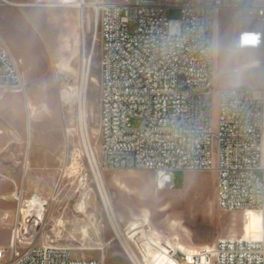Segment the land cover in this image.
Listing matches in <instances>:
<instances>
[{
  "label": "rangeland",
  "instance_id": "374dc122",
  "mask_svg": "<svg viewBox=\"0 0 264 264\" xmlns=\"http://www.w3.org/2000/svg\"><path fill=\"white\" fill-rule=\"evenodd\" d=\"M39 1L37 6L16 7L0 0V35L20 61L25 82V94L0 89V247H8L1 243L6 235L11 239L15 197L45 202L38 243L64 245L76 257L102 258L104 264H135L113 225L135 252L137 240L148 245L145 233L186 249L227 237L260 239V211L219 209L213 170L177 171L170 187L158 189L151 171L101 166V45L95 37V13L91 7H63L60 0ZM168 17L178 19L179 9H170ZM238 26L237 14H218L213 32L214 128L216 90L244 86L261 91L262 53L235 49L231 37ZM140 123L130 120L133 127ZM98 181L114 214L104 206Z\"/></svg>",
  "mask_w": 264,
  "mask_h": 264
},
{
  "label": "built area",
  "instance_id": "2783aa9c",
  "mask_svg": "<svg viewBox=\"0 0 264 264\" xmlns=\"http://www.w3.org/2000/svg\"><path fill=\"white\" fill-rule=\"evenodd\" d=\"M61 2L70 8L82 2L78 8L95 13L101 166L151 171L158 189L170 187L177 171L213 170L219 209L264 214V0ZM172 8L179 9L178 19L168 17ZM221 11L237 14L235 49L262 53L263 77L260 92L244 86L216 90L214 128L213 32ZM20 66L0 35V89L25 94ZM131 119L140 125L133 127ZM15 199L11 239L0 248V261L104 264L102 258L76 257L64 245L38 243L45 202ZM145 235L148 245L137 240L135 264H159L160 255L170 264H264V233L260 239L227 237L196 249Z\"/></svg>",
  "mask_w": 264,
  "mask_h": 264
},
{
  "label": "crops",
  "instance_id": "0c3cea01",
  "mask_svg": "<svg viewBox=\"0 0 264 264\" xmlns=\"http://www.w3.org/2000/svg\"><path fill=\"white\" fill-rule=\"evenodd\" d=\"M6 2V0H4ZM7 1H11L15 4H22V2H17V1H13V0H7ZM8 3V2H6ZM9 5H12V6H16V5H13V4H10L8 3ZM16 7H20V6H16ZM236 40V35L233 34V36L231 37V42L232 44L234 45V42ZM8 215L5 214V218L7 217ZM13 224V223H12ZM12 224H11V228H12ZM119 225V224H118ZM115 232V235L117 237V239L119 240L123 250L125 251V253L127 254V256L129 257V259L133 262V263H136V253H135V250L132 248V246L130 245L128 239L126 238V235L122 232L121 228L118 226L116 228V230L114 231ZM132 235H136L134 233V231L131 233ZM119 236V237H118ZM9 242H10V234L6 235V238H4V241L1 242L2 244H8L9 245ZM181 249H186L184 246L182 245H178ZM166 247V246H165ZM1 248V247H0ZM170 264V262L168 261V259H165V257L163 255H160L159 257V264Z\"/></svg>",
  "mask_w": 264,
  "mask_h": 264
},
{
  "label": "bare ground",
  "instance_id": "6f19581e",
  "mask_svg": "<svg viewBox=\"0 0 264 264\" xmlns=\"http://www.w3.org/2000/svg\"><path fill=\"white\" fill-rule=\"evenodd\" d=\"M4 1V0H3ZM37 3H22V4H15V3H13V2H11V1H7L6 0V2H8V3H10V4H13V5H16V6H20V7H27V6H37V5H40V1L39 0H35ZM60 1H63V0H60ZM86 3H88V2H86ZM85 3V4H86ZM42 5V4H41ZM45 5V4H44ZM76 6H78V7H83V3L82 2H79V3H77V5ZM88 24H89V22H88ZM85 70V69H84ZM85 76V75H84ZM98 187H99V190H100V193H101V195H102V198H103V203H104V206H105V208H106V210L109 212V213H113L114 214V210H113V207H112V205H111V202H110V200H109V198H108V196H107V194L105 193V190H104V187H103V185H102V183L100 182V181H98ZM248 210H253V209H248ZM108 213V214H109ZM262 215H263V219H264V214L262 213ZM112 221V220H111ZM112 223V222H111ZM113 228L114 229H116V226L115 225H113ZM263 233H264V221H263V232H262V236H263ZM119 237V236H118ZM262 238V237H261ZM248 239H252V238H248ZM125 250V249H124Z\"/></svg>",
  "mask_w": 264,
  "mask_h": 264
}]
</instances>
